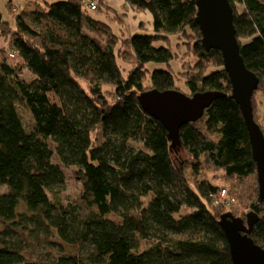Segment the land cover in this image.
<instances>
[{"label":"trees","instance_id":"16d2710c","mask_svg":"<svg viewBox=\"0 0 264 264\" xmlns=\"http://www.w3.org/2000/svg\"><path fill=\"white\" fill-rule=\"evenodd\" d=\"M84 1L45 0L21 11L10 2L11 20L0 8V36L13 48L0 47V264H234L220 225L226 213L244 220L256 213L251 236L264 247L249 132L221 52L202 44L197 0H126L153 16L152 33L132 35L100 16L119 19L103 0L95 11ZM229 1L244 62L260 78L252 103L264 133L255 113L264 96V0ZM179 81L190 95L224 96L184 124L181 146L172 148L138 97L180 90ZM50 140L62 163L77 167L84 215L56 198L66 178ZM219 189L235 202L215 203ZM31 225L78 251L27 260L26 245L13 239Z\"/></svg>","mask_w":264,"mask_h":264},{"label":"water","instance_id":"95a60500","mask_svg":"<svg viewBox=\"0 0 264 264\" xmlns=\"http://www.w3.org/2000/svg\"><path fill=\"white\" fill-rule=\"evenodd\" d=\"M196 22L202 33V44L206 51L219 50L224 69L232 84V97L239 104L244 116L253 159L256 163L259 183L258 201H264V133L254 119L252 97L260 78L250 70L240 51V43L234 23V10L229 0H197ZM224 96L217 90H207L188 95L178 89H150L139 95L143 109L157 118L168 131L172 148L181 146L180 128L199 120L205 109L216 99ZM256 213L247 220L226 213L220 225L228 239L234 264H264V247L251 236Z\"/></svg>","mask_w":264,"mask_h":264},{"label":"rangeland","instance_id":"374dc122","mask_svg":"<svg viewBox=\"0 0 264 264\" xmlns=\"http://www.w3.org/2000/svg\"><path fill=\"white\" fill-rule=\"evenodd\" d=\"M49 2L57 1V0H47ZM14 6L18 7V10H25L28 9L29 7H37L38 5H44L45 0H0V8L4 14V17L6 19L11 20L13 15L15 14V11L12 7L11 9V4ZM130 8V7H129ZM126 8L125 12L129 13L134 11L135 9L131 8ZM95 11V10H93ZM112 15H115L113 12H110ZM133 13H131L132 15ZM110 15V14H109ZM106 22H110L113 24V28L118 31L119 27H123L122 23L118 20H110L108 16H106V13L103 15H100ZM125 25V24H124ZM127 28V26L125 25ZM124 29V27H123ZM134 34L138 33H144V34H149L152 33L153 30H149L146 26H138L134 31ZM175 40L174 42H176ZM6 40L0 36V47H4L7 49V53H9L13 48H10L7 46ZM160 45V44H158ZM183 56V55H182ZM190 61H188L189 63ZM148 66L152 69L155 67H161L164 68V65L162 64H155V63H150ZM172 67L175 71H182V67H180V63L176 60L173 61ZM178 85L181 86L182 89L180 91L190 95L188 90H186V84L184 81H179ZM151 89V88H150ZM149 89V90H150ZM179 90V89H178ZM261 92V90H256L255 92ZM255 94V93H254ZM260 94L257 95L258 100H259ZM263 99H260V110H258V107L255 105V113L259 114L258 119L262 125H264V96H262ZM259 103V102H258ZM21 113L25 119L26 122L32 123V118L30 116V111L28 108L24 105H21ZM50 146L54 152L53 155V161L60 165L64 171L65 174V183L56 188V198L61 201L63 204H73L74 207H77L78 210L82 215L85 213V208L81 205V194H82V184L79 181V179L76 177V170L77 167L72 165V166H65L62 161L59 159L58 155L56 154V143L53 140L49 141ZM179 156H182L183 158H189V155L187 154L186 151H179L178 153ZM209 178H212L211 175H209ZM251 184L250 180L246 182V186H249ZM54 194L53 192L49 191V195L52 199H54ZM239 206V205H238ZM22 210L25 211V209L22 207ZM111 218L120 220V217L118 214H111ZM21 222H25L21 220ZM33 227L31 232H26L22 231L23 229H19L18 233H15L13 241H15L18 246L19 245H26V248L23 250L26 259L27 260H36V261H41V262H49V259L54 258L56 256H59L60 254L68 253V252H77L78 250L70 245H67L64 243L54 232L51 235L50 232H46L43 230H39L38 228ZM3 228L4 225L0 220V235L3 234ZM21 240V241H20ZM150 242V243H149ZM147 243L148 245L151 244V240H149Z\"/></svg>","mask_w":264,"mask_h":264},{"label":"crops","instance_id":"0c3cea01","mask_svg":"<svg viewBox=\"0 0 264 264\" xmlns=\"http://www.w3.org/2000/svg\"><path fill=\"white\" fill-rule=\"evenodd\" d=\"M103 4L105 8L115 14L114 16L119 18L118 21L122 23L127 35L134 34L133 31L138 26H146L149 30H153V16L150 12L136 9L132 12L126 13L125 10L128 8L126 0H103ZM131 13L133 14L131 15ZM109 19L112 20L110 15Z\"/></svg>","mask_w":264,"mask_h":264},{"label":"built area","instance_id":"2783aa9c","mask_svg":"<svg viewBox=\"0 0 264 264\" xmlns=\"http://www.w3.org/2000/svg\"><path fill=\"white\" fill-rule=\"evenodd\" d=\"M84 4L86 5L87 8H89L90 10H97L98 9V4L96 0H85ZM127 7L129 9L134 7L132 6V4L130 2H127ZM215 203H219V204H224V205H231L233 202H235V198L230 197L228 194L227 189H219L217 195L214 198Z\"/></svg>","mask_w":264,"mask_h":264}]
</instances>
